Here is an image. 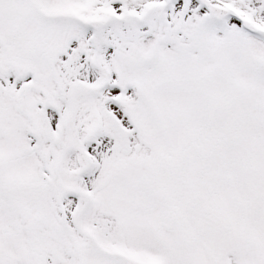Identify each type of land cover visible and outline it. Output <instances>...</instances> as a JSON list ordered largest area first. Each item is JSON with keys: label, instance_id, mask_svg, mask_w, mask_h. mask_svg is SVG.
Here are the masks:
<instances>
[{"label": "snow or ice", "instance_id": "snow-or-ice-1", "mask_svg": "<svg viewBox=\"0 0 264 264\" xmlns=\"http://www.w3.org/2000/svg\"><path fill=\"white\" fill-rule=\"evenodd\" d=\"M0 264H264V0H0Z\"/></svg>", "mask_w": 264, "mask_h": 264}]
</instances>
